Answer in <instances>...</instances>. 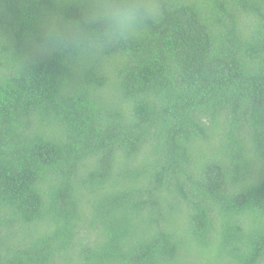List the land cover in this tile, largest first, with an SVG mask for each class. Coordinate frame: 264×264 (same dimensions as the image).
I'll return each instance as SVG.
<instances>
[{
	"label": "trees",
	"instance_id": "obj_1",
	"mask_svg": "<svg viewBox=\"0 0 264 264\" xmlns=\"http://www.w3.org/2000/svg\"><path fill=\"white\" fill-rule=\"evenodd\" d=\"M90 3L0 0V264H264V0L62 53Z\"/></svg>",
	"mask_w": 264,
	"mask_h": 264
},
{
	"label": "clouds",
	"instance_id": "obj_2",
	"mask_svg": "<svg viewBox=\"0 0 264 264\" xmlns=\"http://www.w3.org/2000/svg\"><path fill=\"white\" fill-rule=\"evenodd\" d=\"M166 11L163 0H92L80 21L55 29L46 39L66 55L99 54L136 37Z\"/></svg>",
	"mask_w": 264,
	"mask_h": 264
}]
</instances>
